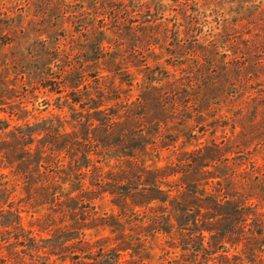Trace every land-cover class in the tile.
<instances>
[{"label": "rangeland", "instance_id": "374dc122", "mask_svg": "<svg viewBox=\"0 0 264 264\" xmlns=\"http://www.w3.org/2000/svg\"><path fill=\"white\" fill-rule=\"evenodd\" d=\"M111 61L118 65L112 74ZM153 82L169 93L173 114L166 126L155 127L160 135L154 142L165 139L175 146L161 153L155 148L150 156L180 172L175 181L186 174L201 185L204 178H216L209 183L211 194L218 189L225 202L246 204L247 223L236 232L264 237V0H0V118L12 129L53 120L68 133L80 132L96 112L92 108L135 102ZM91 150L101 182L89 175L86 187L96 198L98 217L109 224L121 220L130 248L148 256L138 264L182 263L180 250L168 247L169 237L142 241L149 235L142 229L149 213L122 214L103 193L117 185L122 158L119 164L109 159L118 155L111 149ZM1 174L6 178L0 184L13 192L15 207H22L26 228L43 230L33 227L38 240L67 231L69 219L26 205L20 179ZM126 188L118 192L126 194ZM131 188L140 191L136 184ZM222 221L225 229L233 226L228 218ZM85 235L115 239L108 229ZM71 252H61L53 264H64ZM3 256L0 264H14ZM69 260L66 264L94 263Z\"/></svg>", "mask_w": 264, "mask_h": 264}, {"label": "trees", "instance_id": "16d2710c", "mask_svg": "<svg viewBox=\"0 0 264 264\" xmlns=\"http://www.w3.org/2000/svg\"><path fill=\"white\" fill-rule=\"evenodd\" d=\"M117 67L111 61L107 72L115 73ZM156 84L153 82L147 92H141L135 102L127 101L124 106L100 111L102 107L92 108L96 112L88 115V127L80 132L68 133L53 120L12 129L8 120L0 118V178H6L2 170L8 171L22 182L26 205L54 209L70 221L67 231L51 240H38L33 227L39 232L43 230L34 224L26 228L22 207H15L13 192L6 184H0V257L5 258L3 255L7 253L6 257L14 264L30 261L31 264H53L54 257L71 250L74 252L62 261L64 264L68 259L73 263L81 257L94 261L91 264H138L148 257L130 248L128 236L121 230V220L109 224L92 207L96 198H91L92 193L88 192L87 177L91 175L101 182L97 176L99 168L92 159L93 147L97 151L111 149L118 155L110 156V160L115 159L119 164L121 158L124 161V169L114 179L117 185L103 193L113 198L114 206L122 214L135 210L150 214L146 227L142 226L149 235L142 236V241H147L150 235L155 238L163 235L170 239L168 247L182 254V263L175 259L167 264H264L262 234L259 238H245L244 232H236L247 223L246 204L225 202L227 197L218 189L211 194L209 183L213 184L214 177L204 178L203 185L187 174L175 181L173 178L180 172L169 165H159V156H150L155 148L161 153L175 146V142L165 139L158 145L154 142L160 135L155 127L166 126L173 115L166 103L169 93ZM146 126H153L154 132H149ZM68 157L69 162L64 164ZM150 162L153 164L149 165ZM94 183L91 186L97 187ZM134 184L139 187L135 190L140 191L133 193ZM125 186L126 194L119 193ZM225 218L233 222L229 229L221 226ZM105 229L115 239L94 241L85 235V232ZM116 242L118 246L109 248L110 243ZM130 251H133L131 260L124 262V254Z\"/></svg>", "mask_w": 264, "mask_h": 264}]
</instances>
